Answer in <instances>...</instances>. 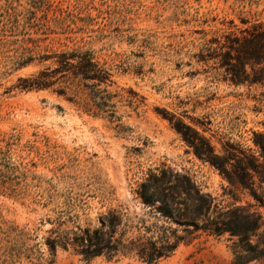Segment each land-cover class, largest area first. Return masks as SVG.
I'll list each match as a JSON object with an SVG mask.
<instances>
[{
	"label": "rangeland",
	"instance_id": "obj_1",
	"mask_svg": "<svg viewBox=\"0 0 264 264\" xmlns=\"http://www.w3.org/2000/svg\"><path fill=\"white\" fill-rule=\"evenodd\" d=\"M263 30L264 0H0V264H37L11 257L25 243L43 264H148L85 260L59 245L50 254L47 238L99 227L109 209L122 214L117 234L170 226L182 236L149 264H264ZM74 48H90L110 73L104 111L83 110L58 84L18 87ZM184 132L204 138L218 165ZM151 174L162 180L148 192L172 195L173 217L162 198L143 202ZM174 176L228 230L207 233L203 216L187 222L202 201L186 200Z\"/></svg>",
	"mask_w": 264,
	"mask_h": 264
},
{
	"label": "trees",
	"instance_id": "obj_2",
	"mask_svg": "<svg viewBox=\"0 0 264 264\" xmlns=\"http://www.w3.org/2000/svg\"><path fill=\"white\" fill-rule=\"evenodd\" d=\"M258 33L260 34L256 36H262L261 40L264 42V30ZM52 57L55 58L53 66L44 67L36 75L19 78L18 87L22 90H31L49 88L54 84H58L56 91L59 94L69 92L71 94L69 99L76 102L83 110L104 111L107 106V100L104 95H101V92L106 91V89L101 88L100 85L106 84L109 81L110 73L98 63L93 51L90 48L83 50L74 48L55 52ZM92 94H96L101 100L92 99ZM183 135L185 140L194 148V152L199 158L218 165L208 142L204 138L200 137L196 132H191L190 134L184 132ZM182 178L183 180H179L178 177L174 176V180H176L174 186L180 189L186 200L191 203L198 200L202 201V204L197 208V212L193 216L185 214V217H187L186 221L190 222L195 219L194 217L203 216L206 222L203 230L207 233L218 235L228 230L224 222L208 218L210 205L206 201V198L204 199L198 193L194 186L190 184L188 178ZM160 180L162 179L157 178L153 174L148 176V183L142 184L140 195L145 204L150 203L154 197L162 198L164 206L159 208L161 214L166 217H173L175 215L174 208L166 203V198H172V195L164 194L157 189L148 192V184H156ZM251 194L262 202V198L255 190L251 189ZM70 204L69 198V201L65 202V205L69 207ZM60 215L58 214L55 219L60 224L65 223V219ZM121 221V212L116 209H109L105 217L101 219L99 227H81L80 225H75L60 236L47 238L46 243L48 244L50 254H52V250H54L56 245H59L63 248L71 247L75 253L80 254L85 260L100 255L108 260L118 259L122 256H138L149 264L170 254L178 242L183 239L170 226L163 227L161 230L157 226L154 230L147 228L148 230L145 233H139L135 236H128L125 233L117 234L116 230ZM194 227L195 229L198 228L197 225ZM148 232H151V234H147ZM23 245L24 251L13 252L10 254L11 257L24 255L27 258H35L37 264H43L40 262L43 253L35 244L25 243ZM52 261L53 259H50L48 264H51Z\"/></svg>",
	"mask_w": 264,
	"mask_h": 264
}]
</instances>
